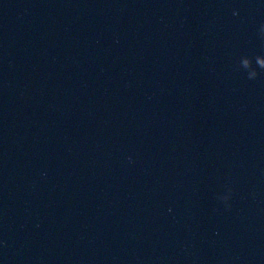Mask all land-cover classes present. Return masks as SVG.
Here are the masks:
<instances>
[{
    "label": "water",
    "instance_id": "1",
    "mask_svg": "<svg viewBox=\"0 0 264 264\" xmlns=\"http://www.w3.org/2000/svg\"><path fill=\"white\" fill-rule=\"evenodd\" d=\"M264 0H0V264H264Z\"/></svg>",
    "mask_w": 264,
    "mask_h": 264
},
{
    "label": "clouds",
    "instance_id": "2",
    "mask_svg": "<svg viewBox=\"0 0 264 264\" xmlns=\"http://www.w3.org/2000/svg\"><path fill=\"white\" fill-rule=\"evenodd\" d=\"M262 26H264V25H262Z\"/></svg>",
    "mask_w": 264,
    "mask_h": 264
}]
</instances>
